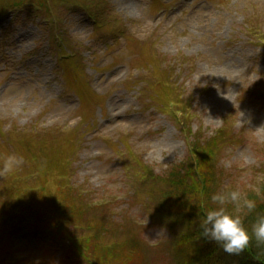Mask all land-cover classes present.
<instances>
[{"label": "rangeland", "instance_id": "obj_1", "mask_svg": "<svg viewBox=\"0 0 264 264\" xmlns=\"http://www.w3.org/2000/svg\"><path fill=\"white\" fill-rule=\"evenodd\" d=\"M20 1L0 0V163L25 160L0 176V264H99L96 244L126 241L137 246L130 264H176L177 233L160 223L156 201L167 187L155 178L196 151L224 190L261 192L264 0L6 10ZM41 191L82 222L31 231L29 197Z\"/></svg>", "mask_w": 264, "mask_h": 264}, {"label": "trees", "instance_id": "obj_2", "mask_svg": "<svg viewBox=\"0 0 264 264\" xmlns=\"http://www.w3.org/2000/svg\"><path fill=\"white\" fill-rule=\"evenodd\" d=\"M32 6V13L35 10L38 11L39 5L46 4L49 6L47 0H21L15 3L11 8L6 10H17L21 7ZM52 5V3H51ZM44 8L43 6H41ZM40 7V8H41ZM203 140V138L198 141ZM206 141V138H204ZM193 151L200 147L193 146ZM198 157H194L192 161H187L186 164L173 168L167 176L163 178H155V182H162L167 187L163 193L156 195V201L158 203V212L161 215L160 223L166 225V227L176 232L177 236L173 243H171L174 249L173 257L176 264H186L187 259L183 262V257L190 258L189 264H264V247H258L255 241H252L249 248L240 255H229L225 253L222 248L215 242H210L206 239H195L199 234V216L203 214L205 205L211 206L210 196L217 192L225 191L220 184H218L219 178L217 172L212 166V160L206 159L204 151H196ZM88 193H84L86 196ZM50 192H38L29 197L34 203V210L37 213L36 220L31 223L29 227L31 231L35 233L50 232L55 227L58 230L63 229L66 222H73L77 224L82 222V219H76V212L71 207L68 211L62 205L52 206L50 204L52 198H47ZM247 198L255 199L258 204V210L264 211V186L260 193H254L250 191ZM10 206H17V204H11ZM101 210L109 212L107 207H101ZM235 210L236 209H232ZM60 211L61 213L59 214ZM9 222L18 226L17 218L10 211L8 216ZM55 222L49 226V222ZM252 217L247 218L246 223L248 225L252 222ZM114 248L104 249V245L96 244L94 251L99 253V264H116L119 263L118 257L123 254L126 258L125 264H130L133 261L130 256L133 253V243L123 242L122 244H114ZM137 247L136 245H134ZM125 247V248H124ZM142 247V246H141ZM125 250V251H124ZM127 255V256H126ZM131 259V261H130ZM14 263H17L14 261ZM133 263V262H132Z\"/></svg>", "mask_w": 264, "mask_h": 264}, {"label": "clouds", "instance_id": "obj_3", "mask_svg": "<svg viewBox=\"0 0 264 264\" xmlns=\"http://www.w3.org/2000/svg\"><path fill=\"white\" fill-rule=\"evenodd\" d=\"M24 163L22 155L8 154L0 163V176L14 173ZM210 203V207L201 206L204 211L199 216L197 241L215 242L229 255L244 253L252 241L264 247V211L258 210L255 199L247 198L239 190H225L212 194ZM249 216L253 218L250 225L246 223Z\"/></svg>", "mask_w": 264, "mask_h": 264}]
</instances>
